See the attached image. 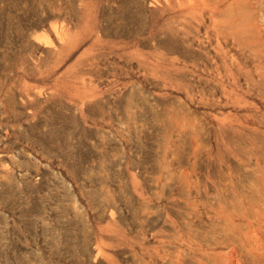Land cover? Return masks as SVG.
I'll use <instances>...</instances> for the list:
<instances>
[{
  "label": "rangeland",
  "instance_id": "374dc122",
  "mask_svg": "<svg viewBox=\"0 0 264 264\" xmlns=\"http://www.w3.org/2000/svg\"><path fill=\"white\" fill-rule=\"evenodd\" d=\"M152 1L0 0V264H256L264 60Z\"/></svg>",
  "mask_w": 264,
  "mask_h": 264
},
{
  "label": "bare ground",
  "instance_id": "6f19581e",
  "mask_svg": "<svg viewBox=\"0 0 264 264\" xmlns=\"http://www.w3.org/2000/svg\"><path fill=\"white\" fill-rule=\"evenodd\" d=\"M152 2H154V0ZM160 3H161V15L163 18V24L166 25L167 29L169 27L168 31L171 30L170 28H173V30L175 31V34L179 36V38H177L175 35H173L177 39H181V41L185 40L186 38L193 39V38H195V36H197V34L199 35V33L201 31H203L204 34L208 37V38H204V39L205 40L211 39L214 42V45L216 44V47H215V49L213 48V50L217 51L219 59L222 61V63H223V60L225 58H227L228 55L233 56V58L235 60L238 58V57L235 58L234 55L231 54V49H228V50L226 49V47L229 46V47H233V49L237 52V54H241L246 59L253 62L254 67H257L258 69L261 68V66H260L262 63L261 61H262V59L264 60V0H160ZM133 4H134V2H133ZM67 28H68V26H67ZM53 29H54V27H53ZM61 34H62V32H61ZM148 35H149V33H148ZM63 36H64V34H63ZM197 39H198V37H197ZM186 41H187V39H186ZM162 42H163V39H162ZM198 42H201V40ZM198 42H197V44H198ZM173 43H176V42H173ZM192 43H195V42H192ZM204 44L206 45V43H204ZM166 45H167V43H166ZM169 45H173V44L171 43ZM184 45H186V44H184ZM191 46H193V45H191ZM174 47L175 46H173V48ZM209 47H211V46H209ZM200 49H198V51ZM206 49L207 48L205 46V50ZM183 50H179L178 53L179 52L182 53ZM193 51H194V49H193ZM195 51L197 52V48ZM184 52H187V51H184ZM188 53H190V52H188ZM205 54L207 55L208 53L206 52ZM209 54H210V52H209ZM184 55H185V53H184ZM200 55H198L199 60H200ZM196 56H197V54H196ZM181 57H183V56H181ZM189 57H190V55H189ZM210 57H211V54H210ZM179 58H180V56H179ZM193 58H194V56H193ZM188 60H190V59H188ZM211 60H212V58L209 61L211 62ZM213 61H214V57H213ZM230 61H231V59H230ZM172 62H174V61L172 60ZM195 62H197V61H195ZM210 62H209L208 66H210ZM231 63H229L230 68H228V69H229L230 73H229V76H227V79L230 80L233 85H235L237 83L236 74L239 72L237 70L234 72ZM191 64H192V62H191ZM240 64H242V63L240 62ZM193 65H195V64H193ZM217 65L218 64H216V67H217ZM181 68H182V66H181ZM195 68L197 69V67H195ZM206 68H208V67H206ZM213 68H214V66H213ZM199 69L201 70V68H199ZM206 70H208V69H206ZM217 70H216V72H217ZM212 73H213V71H212ZM180 74H182V73L180 72ZM192 74L194 75V73H192ZM244 76H246V75H244ZM246 80L248 82H250V78L246 77ZM255 83L256 82H254V84ZM214 85H215V83H214ZM247 85H248V83H247ZM200 88H201V86H200ZM253 90H255V89H253ZM256 93H258V92H256ZM246 103H247V101H246ZM251 103L252 102H250V104ZM194 154H195V152H194ZM182 171H181V173H182ZM180 187H181V185H180ZM181 193H180V195H181ZM262 201H263V199H262ZM215 215H216V213H215ZM240 215L241 214H235V216L237 218L234 220H235V222L236 221L238 222V223L236 222V225H241L239 223ZM255 215H260L259 220L256 219L255 221H253ZM223 220H224V218H223ZM246 220H247V223L242 225V227L244 226L245 229L247 230L245 232V234H243V238H241L242 239L241 244L244 247L243 249L247 254L254 257L253 263L264 264V237H263V232L259 231V230H261L260 227L262 228V226L264 225V209L258 208L255 210H251V212H249V214L246 215ZM254 222H256V224H258V226H259L258 230L257 229L255 230V228H256L255 226H254V229H252ZM237 227L238 226H235V228L238 230ZM219 228H220V226H219ZM224 230H225V228H224ZM194 239H193V241H194ZM231 239L232 238H228L227 242L231 243ZM245 245L247 246V248H245L246 247ZM230 250H231L230 255H232V251H236V247L231 245ZM179 252H181V251H179ZM195 255H196V253H195ZM213 256H215V255H213ZM216 257H217V254H216ZM217 259H219V258L217 257ZM217 259H216V261H217ZM212 260H213V258H212ZM220 260H222V259L220 258ZM200 262L202 263L201 260H200ZM222 262H223V260H222Z\"/></svg>",
  "mask_w": 264,
  "mask_h": 264
}]
</instances>
